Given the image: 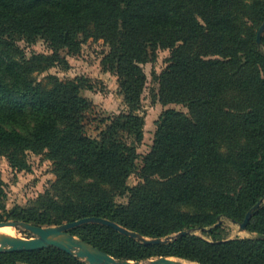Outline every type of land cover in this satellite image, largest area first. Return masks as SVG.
I'll use <instances>...</instances> for the list:
<instances>
[{"label":"trees","instance_id":"trees-1","mask_svg":"<svg viewBox=\"0 0 264 264\" xmlns=\"http://www.w3.org/2000/svg\"><path fill=\"white\" fill-rule=\"evenodd\" d=\"M263 22L264 0H0V106L18 120H34L27 132L0 123V155L21 169L29 151L45 153L56 174L30 205L7 211L0 172V220L56 225L97 216L159 238L212 226L222 216L242 221L262 201L247 228L264 236ZM40 37L52 52L28 56L19 40ZM89 38L108 44L102 63L117 74L129 107L98 137L84 125L92 103L82 89L93 88L90 78L35 75L63 61L62 49L80 52ZM158 49H170L171 56L157 76V99L188 111L161 113L141 180L131 186L144 137L143 64ZM126 193L128 202H118ZM70 231L120 259L264 264L262 237L219 241L189 233L145 242L100 222ZM0 264L88 263L49 246L0 251Z\"/></svg>","mask_w":264,"mask_h":264},{"label":"rangeland","instance_id":"rangeland-1","mask_svg":"<svg viewBox=\"0 0 264 264\" xmlns=\"http://www.w3.org/2000/svg\"><path fill=\"white\" fill-rule=\"evenodd\" d=\"M19 44L28 56L33 53L52 52L48 41L41 37L34 43H28L24 39H21L19 40ZM108 50L109 46L104 40L89 38L84 41L80 52L70 53L67 49H62L63 61L56 63L48 71L35 73L38 78H43L50 72L64 78L84 75L91 79L93 88H83L82 94L88 97L92 103L90 108L87 109L84 119L86 132L92 137H98L116 115L129 110L124 95L121 92L117 74L107 69L102 63V58ZM170 56V49H158L156 56L143 64V68L147 74V82L139 112L145 117L144 137L142 141L137 143L140 155L137 160L138 169L128 179V183L131 186L136 185L141 180L139 171L143 165V157L151 149L161 113L169 107H174L185 112L188 111V108L184 104L169 103L164 105L157 99L159 91L157 76L169 63ZM0 110V123L7 128L15 127L23 132H27L26 129L34 123L33 118L29 116L23 117L21 120L16 119V115L9 106L6 110H2V106H0ZM27 160L28 167L18 169L11 165L7 156L0 155V172L7 211L16 205H30L40 193L50 188L52 182L56 179L54 162L45 153L29 151ZM76 177L83 179V176L80 174H76ZM129 196L130 193H126L125 195L117 196L116 199L118 202L126 203L129 200ZM0 212H3L1 208ZM244 219L237 221L231 217L222 216L218 220L219 224L217 222L212 226L195 227L188 230L191 231V234H196L209 240L217 239L223 241L244 237L261 238L262 236L256 231L249 230L247 226L245 229H241V223ZM3 220L16 219L6 216ZM212 227L217 228L213 232H209ZM12 231L14 235L21 237L34 236V233L19 226H12ZM150 259L142 260V262L148 263ZM183 259L186 263L201 264L197 261Z\"/></svg>","mask_w":264,"mask_h":264},{"label":"water","instance_id":"water-1","mask_svg":"<svg viewBox=\"0 0 264 264\" xmlns=\"http://www.w3.org/2000/svg\"><path fill=\"white\" fill-rule=\"evenodd\" d=\"M264 32V22L258 31V42H262V34ZM259 201L247 213L244 221L241 223V229H245L254 210L261 204ZM89 222H100L112 225L120 231L138 237L145 242H168L175 237H180L189 234L190 230H182L176 234L168 235L166 237L148 238L140 233L130 230L119 223L108 218L88 216L76 220L67 221L56 225H36L26 221L17 220H0V227L16 226L23 227L26 230L34 233L31 237H21L14 234L0 231V251H23L46 248L55 246L68 253L78 256L80 259L86 261L88 264H141L142 261L131 259H120L107 251L93 245L84 240L78 235L72 233L70 230L81 224ZM220 222H218L219 224ZM264 238V236H262ZM146 264H188L183 258L172 256H160L151 258Z\"/></svg>","mask_w":264,"mask_h":264},{"label":"bare ground","instance_id":"bare-ground-1","mask_svg":"<svg viewBox=\"0 0 264 264\" xmlns=\"http://www.w3.org/2000/svg\"><path fill=\"white\" fill-rule=\"evenodd\" d=\"M0 231L1 232H6V233H10V234H14L13 231H12V226H4V227H0ZM188 264H196V263H189L187 262ZM141 264H146V263H141Z\"/></svg>","mask_w":264,"mask_h":264}]
</instances>
